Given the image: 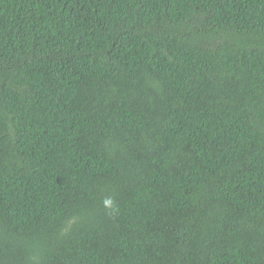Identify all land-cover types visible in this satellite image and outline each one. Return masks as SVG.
<instances>
[{
    "label": "trees",
    "instance_id": "16d2710c",
    "mask_svg": "<svg viewBox=\"0 0 264 264\" xmlns=\"http://www.w3.org/2000/svg\"><path fill=\"white\" fill-rule=\"evenodd\" d=\"M0 264H264V0H0Z\"/></svg>",
    "mask_w": 264,
    "mask_h": 264
},
{
    "label": "clouds",
    "instance_id": "9594fccd",
    "mask_svg": "<svg viewBox=\"0 0 264 264\" xmlns=\"http://www.w3.org/2000/svg\"><path fill=\"white\" fill-rule=\"evenodd\" d=\"M106 204H111V201H105Z\"/></svg>",
    "mask_w": 264,
    "mask_h": 264
}]
</instances>
